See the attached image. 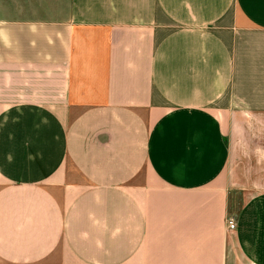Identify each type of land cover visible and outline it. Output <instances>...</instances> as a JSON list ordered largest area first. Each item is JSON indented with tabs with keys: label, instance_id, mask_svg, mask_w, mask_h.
<instances>
[{
	"label": "crops",
	"instance_id": "1",
	"mask_svg": "<svg viewBox=\"0 0 264 264\" xmlns=\"http://www.w3.org/2000/svg\"><path fill=\"white\" fill-rule=\"evenodd\" d=\"M0 264H264V0H0Z\"/></svg>",
	"mask_w": 264,
	"mask_h": 264
},
{
	"label": "built area",
	"instance_id": "2",
	"mask_svg": "<svg viewBox=\"0 0 264 264\" xmlns=\"http://www.w3.org/2000/svg\"><path fill=\"white\" fill-rule=\"evenodd\" d=\"M235 220L233 216H228L227 217V225L230 229H233L235 227Z\"/></svg>",
	"mask_w": 264,
	"mask_h": 264
}]
</instances>
